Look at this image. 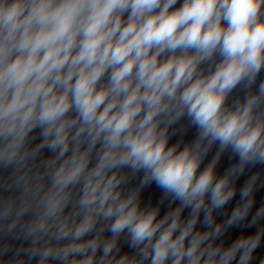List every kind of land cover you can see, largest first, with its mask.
<instances>
[{
    "label": "clouds",
    "instance_id": "clouds-1",
    "mask_svg": "<svg viewBox=\"0 0 264 264\" xmlns=\"http://www.w3.org/2000/svg\"><path fill=\"white\" fill-rule=\"evenodd\" d=\"M0 264H264V0H0Z\"/></svg>",
    "mask_w": 264,
    "mask_h": 264
}]
</instances>
